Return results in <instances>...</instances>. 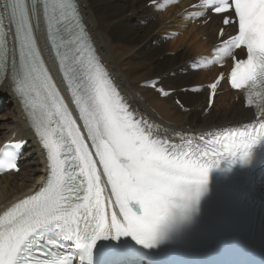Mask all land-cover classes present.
<instances>
[{"label": "snow or ice", "instance_id": "obj_1", "mask_svg": "<svg viewBox=\"0 0 264 264\" xmlns=\"http://www.w3.org/2000/svg\"><path fill=\"white\" fill-rule=\"evenodd\" d=\"M175 0H149L157 10ZM188 19L218 20L212 63L254 106L252 120L214 136L160 134L121 92L97 54L79 0H0V81L27 113L44 154L43 183L0 211V264H141L178 240L201 213L213 173L249 167L264 145V0H195ZM54 54L68 99L37 34ZM151 87L164 95L163 88ZM27 141L5 144L0 171H19ZM134 244L129 243V239ZM100 241H114L97 248Z\"/></svg>", "mask_w": 264, "mask_h": 264}, {"label": "bare ground", "instance_id": "obj_2", "mask_svg": "<svg viewBox=\"0 0 264 264\" xmlns=\"http://www.w3.org/2000/svg\"><path fill=\"white\" fill-rule=\"evenodd\" d=\"M148 2L79 0L97 50L132 106L163 127L183 131L200 132L247 119L250 111L235 102L224 85L207 114L205 91L180 92L181 88L210 82L218 72L215 67L189 70L201 55L214 52L218 20L202 26L200 20L187 19L192 0H175L173 6L163 10L147 7ZM201 63L208 64L205 60ZM153 81L165 90H173L185 111L173 104V95L161 98L151 90ZM4 95L11 110L0 117L5 121L0 123V145L30 136L7 84L0 88V98ZM23 158L26 160L17 174L0 177V209L31 192L45 175L42 157L33 142L26 146Z\"/></svg>", "mask_w": 264, "mask_h": 264}, {"label": "rangeland", "instance_id": "obj_3", "mask_svg": "<svg viewBox=\"0 0 264 264\" xmlns=\"http://www.w3.org/2000/svg\"><path fill=\"white\" fill-rule=\"evenodd\" d=\"M7 96H2V101L0 103V117H2V115L8 113L11 110V106L10 105H6V100H7ZM0 123H5V121H3L2 119L0 120Z\"/></svg>", "mask_w": 264, "mask_h": 264}]
</instances>
